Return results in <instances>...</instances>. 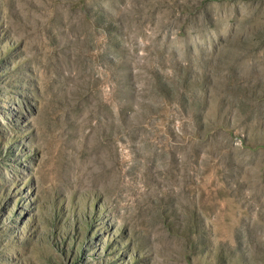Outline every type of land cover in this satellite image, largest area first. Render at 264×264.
Returning a JSON list of instances; mask_svg holds the SVG:
<instances>
[{
	"label": "rangeland",
	"instance_id": "rangeland-1",
	"mask_svg": "<svg viewBox=\"0 0 264 264\" xmlns=\"http://www.w3.org/2000/svg\"><path fill=\"white\" fill-rule=\"evenodd\" d=\"M0 264H264V0H0Z\"/></svg>",
	"mask_w": 264,
	"mask_h": 264
}]
</instances>
